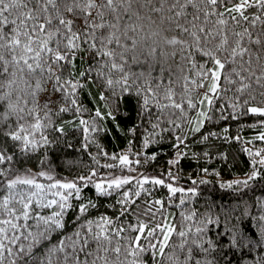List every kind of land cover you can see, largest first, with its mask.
I'll return each instance as SVG.
<instances>
[{
	"label": "snow or ice",
	"instance_id": "1",
	"mask_svg": "<svg viewBox=\"0 0 264 264\" xmlns=\"http://www.w3.org/2000/svg\"><path fill=\"white\" fill-rule=\"evenodd\" d=\"M189 7L193 9L191 19H188ZM221 7L223 11L220 10ZM253 9L255 11H251ZM106 16H111L112 19H106ZM211 17L216 19L211 20ZM229 19L235 27L229 24ZM77 20L82 23L77 24ZM242 22H246L248 26L244 27ZM79 52L94 53L92 58L96 63L90 65L89 74L94 70L97 78L109 88L119 85L122 93H130L132 85L129 80L132 77L144 78V86L136 89V95L142 100L139 115L148 119L153 130L159 128L162 121L183 130L177 120H185L193 125L190 131L197 133L205 120H211L212 117L207 111L199 110L196 118H192L188 110H197L198 105H203L205 101L211 107L213 97H219L221 91L230 90L221 87V80L227 85L235 86L236 93L240 96L247 94L251 100L256 99L253 85L264 89V0H0V76L10 77L7 79L8 89L17 83L19 76V80L31 89L25 91V95L31 97L30 102L33 104L32 108L26 110L10 99L11 91L5 90L0 94V102H4V111L0 112V125L7 123L11 117L16 120L14 128L9 124L0 135L13 141V146L22 154L34 152L50 143L41 130L50 126L49 106L54 101L49 95L44 102L43 108L48 109L44 112V119H48L45 123L38 112V92L47 91L45 85L51 83L52 93L59 92L67 99L75 93L78 86H82L79 81L64 79L63 72L59 71L66 65H71ZM177 52L182 54V58L192 68L200 69L197 76L201 77L200 80H193L184 75V90L179 94V99L171 86L161 83L153 86L151 76V69L159 64L161 75L156 79L162 80L163 64L174 58ZM184 53L187 55H183ZM197 54L205 58L204 63L197 64ZM143 64L148 65L147 76L144 72H131L132 65ZM207 64L212 66L206 67ZM117 73L119 78L114 80L112 76ZM85 75V72L80 73L81 77ZM33 80L34 87L30 83ZM203 80H210L207 88L213 95L209 96L205 92L202 98L194 100L189 85L205 87ZM171 83L170 79L169 85ZM2 87L5 85L0 84V88ZM259 94L264 97V91ZM71 103L76 105L77 101L73 98ZM248 103L249 100L245 99L243 104H230L234 110L231 118L238 119L236 111H240L242 115L264 117V107L250 106L243 110ZM153 109L156 111L153 112ZM68 110L65 107L59 109L60 112ZM80 111L77 107L76 112ZM95 115L101 117L99 111ZM226 118L222 112L221 119ZM80 124L85 126V141L89 139V132L99 131L97 127H89L85 120H80ZM260 124L264 125V120ZM54 130L63 131L62 128ZM208 138L204 136L203 141ZM185 139L186 137L177 135L173 147L179 149ZM236 139L241 138L238 136ZM254 139L264 141V131H260ZM150 143L151 139L145 138L143 148L147 149ZM247 143L251 144L253 141L249 140ZM243 151L253 158L252 171L246 179L233 183L246 188L250 181L261 176V169H264V147L255 150L244 148ZM141 154L135 155L139 157ZM104 155L107 156V153ZM185 155L182 151H177V158L169 160L168 164L171 167L177 166ZM155 158L152 155L146 161ZM13 159L14 155L8 154L6 147L0 148V165L11 164ZM111 159L118 161V166L121 169L127 168L128 171L133 170V164H140L138 158L132 160L128 153L113 155ZM93 160L99 163L96 157ZM116 166L103 165L107 168ZM10 172V168H0V188L5 192L0 196V264H119L122 251L135 258L129 264H144L142 255L149 250H153L155 264V253L163 256L169 246L174 249L167 257L170 264H218L216 258L208 257L221 246L211 240L205 246L201 236L204 228L196 229L195 235L198 238H193L189 246V231L183 228L177 231L175 225L166 222V218L163 223L157 222L155 227H149L137 216V223L129 225L137 234L123 249L118 239L115 244L113 240L121 238L125 228L114 227L113 220L106 215L95 221L85 220L72 236L47 246L45 242L58 230L66 227L65 217L74 207L78 213L77 221L90 207H96L91 201L74 205L73 201L80 199L82 187L91 184L97 195L104 196L110 194L109 190L121 189L130 184L133 178L115 176L112 179L93 181L92 177L97 175L96 170H93L89 175H81L76 180L60 181L54 180L45 171L36 174L26 171L9 178ZM167 176L176 179L171 171ZM37 177L46 178L50 183H40ZM149 183L167 187L170 194L185 191L196 194L194 188L185 190L166 184L162 178L142 176L137 182V190L124 191L122 198L117 201L122 209L121 216L129 211V205L135 203L131 197L134 195L139 198L147 191L144 185ZM192 183L196 184L197 181ZM233 183H229L227 187H233ZM180 203L184 204L185 200L181 199ZM258 204L260 214L251 216L247 207L243 213L256 221L257 238L245 235L243 225L240 229H232L229 238L230 250L237 249L243 253L247 249L249 253L257 254L259 258L253 260L252 264H264V255L261 254L264 252V201H259ZM146 205L144 215H151L153 218L163 208L160 200L146 202ZM155 205H160V208L153 211ZM44 210L49 211L45 214ZM181 215L184 220H192L196 213ZM208 223L213 221L209 220ZM173 235L182 238L179 244L170 245ZM149 238L151 240L146 246L141 243L142 239ZM152 240L158 243H152ZM177 248L184 253L183 260L177 255ZM225 264L231 262L225 261Z\"/></svg>",
	"mask_w": 264,
	"mask_h": 264
},
{
	"label": "trees",
	"instance_id": "2",
	"mask_svg": "<svg viewBox=\"0 0 264 264\" xmlns=\"http://www.w3.org/2000/svg\"><path fill=\"white\" fill-rule=\"evenodd\" d=\"M134 7L138 6L134 5ZM220 10L223 11V7ZM251 11H255V9ZM192 12L193 9L189 7L187 9L188 19H191ZM106 19H112V17L106 16ZM210 19L215 20L216 18L211 17ZM81 23L82 21L77 20V24ZM229 24H232L230 19ZM242 24L244 27L248 26L246 22H242ZM232 26L235 27L234 24ZM183 55L186 56L187 53ZM93 56L94 53L79 52L71 65H66L63 70H59L63 72L64 79H70L73 82L79 81V85H82L77 87L73 95L65 99L59 92L52 93L51 83L45 85L47 91H40L37 94V103L40 106L39 116L45 123L48 122V119H44V112L48 109L43 108L44 102L49 95L54 101L49 106L50 126L41 130L48 137L49 145L42 146L34 152L22 154L17 147L13 146V141L6 140L4 136L0 135V148L6 147L8 154L14 155L11 164L0 165V168L11 169L9 178L12 175L23 174L26 171H30L32 174L45 171L51 174L54 180H76L81 175H89L93 170L97 172V175L92 177L93 181L112 179L115 176H130L133 178L130 184L123 186L121 189L109 190L110 194L104 196L97 195L95 187L91 184L82 187L80 199L73 201L74 205L78 206L79 203L91 201L96 207H90L79 221L76 219L78 213L74 207L65 217L66 227L54 233L45 244L47 246L56 244L60 239L72 236L85 220L95 221L100 216L106 215L113 220L114 227L125 228V231L121 233V238H114L113 240L115 244L118 239L123 249L130 244L131 238L137 234L129 227V225L137 223V216L149 227H155L157 222L163 223L164 218H166V222L175 225L177 231L181 228L189 231V246H191L190 242L193 238H198L195 235L196 229L198 227L204 228L205 231L201 236L205 241V246H207L206 242L208 240L214 243L218 242L221 246L218 251L212 252L208 257L209 259L216 258L218 264H225V261H230L231 264H252L253 260L259 258L257 254L249 253L247 249L243 253L237 249L230 250L229 238L232 234L231 230L240 229L241 225H243L245 235H252L253 238H257L255 235L257 231L255 228L256 221L244 216L243 213L247 207L251 216L255 217L260 214L261 209L258 202L264 201V169H261V176L250 181L249 186L246 188L233 182L246 179L252 171L251 160L253 158L249 157L243 149L250 148L254 150L264 147V141L254 139L260 131H264V125L260 124L264 117L251 114L242 115L240 111H236L235 114L238 119H232L234 110L229 105L233 103L243 104V101L247 99L249 103L244 105L243 110L250 106L264 107V97L259 94L264 89H259L253 85V88L256 89L253 92L256 99L251 100L247 94L240 96L239 93L235 92V86L227 85L226 82L221 80V87L230 90L221 91L219 97H213L211 107L205 101L203 105H198L197 110H188L189 116L192 118H196L199 110L207 111L209 116L212 117L211 120H205L200 132H191L190 129L193 125L185 120H177V123L182 125L183 130L174 128L166 121H162L160 127L153 130L148 119L139 115L142 100L141 97L136 95V89L144 86V78L136 79V77H132L129 80V84L132 85L130 93H122L119 85L109 88L102 80L97 78L94 70L89 74L90 65L96 63V60L92 58ZM195 60L197 64L205 62V58L200 57L198 54ZM211 66L210 64L206 65V67ZM169 68L171 72H169ZM163 69L162 80L156 79L161 75V65H155L151 69L152 84L154 86L161 83L165 86H171L177 93V99L184 90V75L190 76L193 80L201 79L197 76L200 69L192 68V65L188 64L179 52L174 58H170L163 64ZM189 69L191 70L189 71ZM81 72H85L86 75L81 77ZM131 72L137 74L144 72L147 76L149 68L147 64L132 65ZM112 78L114 80L118 79L119 74H114ZM7 79H10V77L0 76V84L5 85V87L0 88V94L5 90L11 91L10 99L12 101L17 102L26 110L32 108L31 97L25 95V91H31V89H28L27 85L19 80V76L17 77V83L13 84L11 89H8ZM170 79L172 83L169 85ZM133 80H135V83H133ZM30 83L34 87V80ZM203 83L205 87L202 88H197L194 84L189 85L190 94L194 100H199L205 92H208L207 85L210 80H203ZM208 95L212 96L213 94L208 92ZM18 97L19 99H17ZM238 97L239 99H237ZM73 98L77 101L76 105L71 103ZM61 107L69 110L60 112ZM77 107L81 109L79 113L76 112ZM3 111L4 102H0V112ZM97 111L101 113V117H96ZM155 111L153 109V112ZM222 112L227 117L226 119H221ZM80 120L87 121L89 127L94 126L99 129L97 132L87 134L89 136L88 141H85L83 130L85 126L80 124ZM9 124L13 128L15 127V117H11L7 123L0 125V132L7 129ZM55 128H62L63 131L57 132L54 130ZM162 129H168V131H162ZM153 131H155V134H153ZM210 133L215 135H209ZM177 135L186 137L185 142L179 146V149L173 147ZM204 136L209 138L203 141ZM238 136L241 138L240 140L236 139ZM145 138H150L152 141L147 149L143 148ZM37 139H39V134H37ZM249 140L253 143H247ZM177 151H182L186 155L180 159L177 166L171 167L168 161L177 158ZM104 153H107V156ZM125 153H128L132 160L137 158L140 160L139 165L133 164L131 166L132 171H128L127 168L121 169L118 166V161L111 159L113 155ZM136 153L142 154L137 157ZM152 155H155L156 158L154 160L147 159L146 161V158ZM93 157H96L99 161L98 164L93 160ZM105 164L117 166L107 168L103 167ZM169 171L176 177L175 180L168 178L167 173ZM142 176L162 178L166 184H172L174 187L185 190L194 188L196 194L192 195L186 191L170 194L167 187L149 183L144 185L147 191L143 192L139 198L134 195L131 197L135 203L129 205V211L121 216L122 209L117 201L122 198L124 191L135 192L137 182ZM37 179L43 184L50 183L46 178L37 177ZM192 181H197V183L193 184ZM229 183H233V187H227ZM4 194L5 192L0 188V196ZM181 199L185 200L184 204L180 203ZM155 200L162 202L163 208L161 211L157 212L154 218L151 215H144L146 202H154ZM156 208H160V205H155L153 211H156ZM48 211L44 210L45 214ZM193 212L196 215L192 220H184L181 215V213L190 215ZM209 220L213 223H208ZM124 237L128 239H124ZM181 239V237L173 235L170 245L179 244ZM149 240L151 238L142 239L141 243L146 246ZM152 243H158V241L152 240ZM40 251L42 252L43 249ZM173 251V247L169 246L165 249L163 256L156 252L155 264H170L167 257ZM175 251L183 260L184 253L178 248ZM261 254L264 255V252ZM113 259H115V256H113ZM133 259L135 258L126 255L122 251L119 264H129ZM142 259L144 264H154L153 250L143 253Z\"/></svg>",
	"mask_w": 264,
	"mask_h": 264
},
{
	"label": "rangeland",
	"instance_id": "3",
	"mask_svg": "<svg viewBox=\"0 0 264 264\" xmlns=\"http://www.w3.org/2000/svg\"><path fill=\"white\" fill-rule=\"evenodd\" d=\"M255 150V149H254Z\"/></svg>",
	"mask_w": 264,
	"mask_h": 264
}]
</instances>
